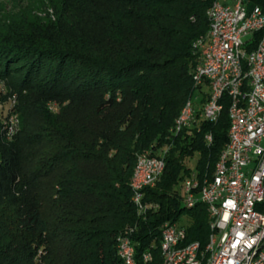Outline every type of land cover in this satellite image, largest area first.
I'll list each match as a JSON object with an SVG mask.
<instances>
[{
    "label": "trees",
    "instance_id": "16d2710c",
    "mask_svg": "<svg viewBox=\"0 0 264 264\" xmlns=\"http://www.w3.org/2000/svg\"><path fill=\"white\" fill-rule=\"evenodd\" d=\"M42 1L53 16L28 15L0 42V67L21 66L27 91L10 139L0 122V264H123L117 236L135 225L137 264H163L161 227L184 213L188 241L205 244L207 208L186 207L181 183L212 177L229 140L230 99L218 121L198 110L199 131L174 127L196 93L195 44L210 32L216 0ZM248 1L264 10V0ZM147 152L166 167L145 189L158 207L142 218L131 179ZM196 154L190 175L186 159Z\"/></svg>",
    "mask_w": 264,
    "mask_h": 264
},
{
    "label": "built area",
    "instance_id": "2783aa9c",
    "mask_svg": "<svg viewBox=\"0 0 264 264\" xmlns=\"http://www.w3.org/2000/svg\"><path fill=\"white\" fill-rule=\"evenodd\" d=\"M198 60L202 61L200 76L202 93H196L193 111L181 126L200 130L198 106L202 94H210L209 120L218 111L225 96L235 99L234 146L227 149L225 162L220 163L216 179L209 190L197 193V178L185 177L187 189L183 203H197V196L206 197L209 209L226 205L224 227H220L216 253L209 264H264V10L260 5H250L248 0H216L214 26L210 47H202L198 40ZM218 61H226L230 75L216 87H209V75L218 69ZM249 72V83L240 84L238 73ZM212 88H219V96H212ZM13 135L14 126L11 125ZM165 159L149 155L146 165H140L144 179L142 192H137L134 205H141V217L152 210L145 199V189L154 187ZM142 167H149V175H142ZM213 193H220V201H213ZM169 244L175 245L174 260H181L178 244L186 233L189 222L183 224L166 221L163 225ZM130 233L125 235V264H137L136 243ZM150 250V249H149ZM199 244L191 250V263L196 262ZM150 256L152 252L150 251ZM150 257H147V261Z\"/></svg>",
    "mask_w": 264,
    "mask_h": 264
},
{
    "label": "bare ground",
    "instance_id": "6f19581e",
    "mask_svg": "<svg viewBox=\"0 0 264 264\" xmlns=\"http://www.w3.org/2000/svg\"><path fill=\"white\" fill-rule=\"evenodd\" d=\"M208 18L210 23L209 34L207 38L202 39V47H210L211 40H212V32L214 26V4L208 10ZM195 49H198V41L195 44ZM197 71H202V61L199 60L197 66L194 70V89L196 93H202V86L200 84V76L197 75ZM230 75V66L226 61H218V69H214L209 75V87H216L220 84L222 79H226ZM238 81L240 84H248L249 83V72H241L238 73ZM196 93L193 97L187 101L185 107L183 108L180 116L177 118L175 122L174 131L176 133H180L186 127L181 126L183 122L187 120V114L193 111L194 103L196 102ZM212 96H219V88H212ZM204 98L202 102L201 108L198 107V110H201L200 119L209 120V113L210 110V94H202ZM234 106H235V99H230V106H229V115L231 119V126L228 133V143L226 147L221 152L219 159L215 165L214 173L212 177L205 178L204 180L200 181L197 177V193H204L209 190V184L216 179V172H218L220 163L225 162L227 149H233L234 146ZM224 103L222 102L220 109L218 111V115H213L211 121L215 122L218 121L220 115L223 111ZM18 124V123H17ZM9 126V125H8ZM7 126V127H8ZM17 127V126H16ZM7 129V128H6ZM18 129V128H17ZM16 129V130H17ZM10 136V135H9ZM12 136V135H11ZM213 136L211 133H207L205 135V140L207 143H211ZM149 155H154L149 152ZM158 156V155H155ZM161 157V156H160ZM148 158V152L141 154L137 158V162L134 168L133 176L131 179V187L133 190L132 201L133 199L137 198V192H142V187L144 186V179H139L140 177V165H146ZM161 159H164L161 157ZM166 167V166H165ZM165 170V168H164ZM164 170L160 171L156 178V183L159 177L163 174ZM142 175H149V167H142ZM156 185V184H155ZM154 185V186H155ZM185 189H187V182L182 187V201L185 196ZM213 201H220V193H213ZM202 202L205 204L207 208V212L210 216L209 225L211 235L208 241L204 244L201 241H188V229L183 237L180 238L178 244V251L181 253V260H174L171 263V256L175 255V245L169 244V238L166 234V229L161 227V234H162V241H161V252L163 255V264H190L191 263V250L196 248L199 244V253L196 255V262L198 264H209V261H213L216 253V242L219 240V231L220 227H224L225 223V212H226V205H218L217 207H213L212 210L209 209V204L206 203V197L204 196H197V203ZM152 203V209H157L158 204ZM197 203H183L186 207H194ZM137 212L141 215V205H135ZM144 214L143 216H146ZM165 225V223L163 224ZM162 225V226H163ZM129 232L121 233L117 236V252L118 256L121 259L122 263L125 264L126 260V242H125V235H128ZM150 257L149 260L152 258L150 256V252L145 254V259Z\"/></svg>",
    "mask_w": 264,
    "mask_h": 264
},
{
    "label": "rangeland",
    "instance_id": "374dc122",
    "mask_svg": "<svg viewBox=\"0 0 264 264\" xmlns=\"http://www.w3.org/2000/svg\"><path fill=\"white\" fill-rule=\"evenodd\" d=\"M48 14L53 16V10L42 0H0V42L17 31L14 26L15 22H23L29 17L28 15L42 19ZM20 68L21 66L13 69L12 72L11 70L5 71V68L0 67V122L6 139L12 137L11 125L14 126V131L20 127V108L23 105V96L27 95V91L21 92L19 88L18 83L24 73V70L22 71ZM46 105L51 111L57 112L59 110V106L55 101H48ZM158 154H163V152L159 151ZM197 158L198 155L196 154L195 157L186 159V165L191 169L190 175L196 173ZM184 184L185 182L181 183V193ZM178 188H180V185ZM180 222L183 224L189 222L186 213L182 215Z\"/></svg>",
    "mask_w": 264,
    "mask_h": 264
}]
</instances>
